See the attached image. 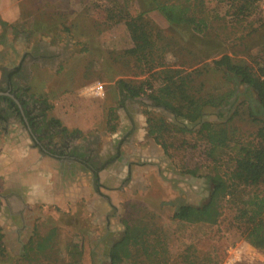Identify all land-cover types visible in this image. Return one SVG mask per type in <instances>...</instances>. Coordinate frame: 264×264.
<instances>
[{
	"label": "rangeland",
	"instance_id": "1",
	"mask_svg": "<svg viewBox=\"0 0 264 264\" xmlns=\"http://www.w3.org/2000/svg\"><path fill=\"white\" fill-rule=\"evenodd\" d=\"M52 1L61 2L55 13L31 15L32 24L44 26L32 29L31 37L36 45L53 50L59 62L36 61L29 66L25 60L21 65L31 71L18 82L30 98L44 97L45 103L39 104L42 112L46 118L59 119L72 133L68 134L72 140L66 142L67 149L60 150L62 134L56 132L47 142L52 147H45L52 157L46 160L51 170L50 178V173L45 175L52 186L49 198L32 199L33 190L2 188L0 183V224L5 232H0V264H109V249L127 225L144 227L149 247L143 251L146 245L130 246V255L121 264L264 263V248L245 240L242 224L235 217L241 197L258 188L246 187L238 196L223 198L213 222L172 217L181 204L205 203L211 188L208 176L219 172L227 177L237 145L257 144V131L264 130V112L257 105L256 92L212 62L228 54L256 73L264 72V0H253L241 16L231 13L234 0H195L202 1L208 20L204 34L170 25L156 10L145 14L164 35H172L182 44L174 56L168 46L156 42V70L202 68L193 80L199 94H227L218 106L203 108L199 123L186 125L180 123V116L149 98V88L130 98L117 85L118 79H148L153 89L159 84L155 74L141 73L132 58L119 57L132 45L123 19L126 14H136L143 0ZM15 72H9L8 77ZM109 113L114 116L111 122L106 121ZM160 117L169 124L161 135L163 153H157L155 167L146 164L151 168L143 174L148 181L146 188L134 189L131 180L135 173L125 174L123 166L129 157L133 163L139 161L131 155L137 152L131 150L132 143L148 146V140L154 138L147 133V120ZM204 121L225 124L231 130V141L218 154L216 164L207 154L208 145L195 132ZM112 123L115 128L110 131ZM8 127L10 137L3 141L0 135V150L18 144L31 147L32 139L24 129ZM69 145L84 150V146L90 147L109 172L98 170L95 178L89 155L73 160ZM63 152L67 158L60 156ZM0 175L4 185L11 187L13 183L5 180L11 172L0 169ZM263 187L264 179L259 188ZM16 201L18 204H12ZM19 210L20 220L15 216L12 220L11 212Z\"/></svg>",
	"mask_w": 264,
	"mask_h": 264
},
{
	"label": "trees",
	"instance_id": "2",
	"mask_svg": "<svg viewBox=\"0 0 264 264\" xmlns=\"http://www.w3.org/2000/svg\"><path fill=\"white\" fill-rule=\"evenodd\" d=\"M234 1L231 13L241 16L249 9L253 0ZM201 7L202 1L196 2L195 0H143L136 14H126L123 21L132 45L124 50L125 55L119 57L126 59L129 56L132 58L136 68L141 73L155 74L159 84L156 89H153L148 79L137 82L117 80L120 91L126 96L134 98L149 88L151 90V93L147 95L149 98L193 124L199 123L202 110L206 105L218 106L227 94H199V89L194 85L193 80L194 77L202 73V68L196 67L186 71L177 67H162L156 70L157 65L154 56L156 42H160L165 48L168 46L174 56H177V47L181 48L182 44L172 35H164L161 29L153 26L145 18V14L148 11L156 10L170 25L184 26L191 33L204 34L208 28V20ZM262 50L264 54V47ZM117 61L118 59L113 63L116 64ZM212 62L216 68H222L234 74L241 83L252 88L257 95V105L264 112V72L256 73L252 67L234 61L228 54H221ZM15 95L21 103L27 102L23 96ZM1 99H6L11 105H15L13 100L7 96H0ZM33 101L39 104L45 103L44 97L43 99L42 97L40 99L33 98ZM42 117L46 118L44 112H42ZM32 118L34 117L32 116ZM113 118L112 113L106 114L107 122H111ZM46 119L51 120L57 127L61 126V130L72 135L59 119L55 117H47ZM262 121L264 122V120ZM147 122V133L153 136L157 143H161L165 147L161 135L168 131V122L162 117L149 118ZM184 127L186 126L184 125ZM114 128V123L108 127L110 131ZM195 132L200 135V140L208 145L207 154L212 163L216 164L218 154L231 141V130L225 124L204 121L195 129ZM257 136L259 138L257 144L241 143L237 145L234 151V164L227 177L219 172H214L208 176L211 188L205 203L200 205L181 204L173 212L172 217L185 222H213L218 216L220 201L223 198L238 196L240 191L246 187L258 188V190L249 193L247 197H241L235 217L242 224L245 240L257 248H264V187L259 188L264 179L263 128L257 131ZM146 235L144 227L127 225L123 236L112 243L109 249V264H121L123 260L129 257L130 246L142 247L146 245L142 250L147 251L149 244H147Z\"/></svg>",
	"mask_w": 264,
	"mask_h": 264
},
{
	"label": "crops",
	"instance_id": "3",
	"mask_svg": "<svg viewBox=\"0 0 264 264\" xmlns=\"http://www.w3.org/2000/svg\"><path fill=\"white\" fill-rule=\"evenodd\" d=\"M58 5L61 7L60 1L57 3L52 0H0V82L4 72L12 73L14 70H19L22 67L21 64H23L25 60H28L27 63H29L28 65L30 66L31 59L27 57L26 54L31 51V44H36L33 40L34 37H31V30L44 28V26L38 27L34 25V23L32 24L31 15L36 13L42 15H46V13H55L54 10L59 8ZM65 5L66 4L63 3V6ZM26 69L27 72L31 71V68ZM20 90L25 89L20 88ZM9 125L20 127L16 123H10ZM8 126L3 130L0 129V135H3V141L8 139L7 137H10V134H7L6 131V128H9ZM19 129L22 130L21 127ZM140 136L142 135L140 134L139 137ZM148 141V146L146 147H139L136 145V142L133 141L131 150L135 149L137 151L138 157L135 158L139 161H134L135 163H133V161H131L132 158L129 157V162L125 163L123 166L125 174H127L128 171L135 173L134 178L131 180L134 189L146 188L148 181L143 174L151 170L149 166L146 168V164L155 167L157 164V153H163V146L160 143H157L153 139ZM32 142L30 148H25L23 144H18L15 146H5L4 150H0V169L2 172L5 170L11 172V175L6 177L11 180H7L6 178L5 180L6 183L11 182L13 184L11 187L4 185V179L1 177L4 173L0 175V183L2 188L17 189L21 186L31 189V191L33 190L31 192L32 199H37L38 197L49 198V194L52 192V186L49 180L51 170L47 169L46 160H51L52 157L49 156L46 151H41L37 148L34 139H32ZM131 155L133 156L136 154L131 153ZM127 156L128 155H126V157ZM105 170L106 169L99 170V173L100 171H104V174L109 172V170ZM47 172L48 174L50 173L49 178L45 176ZM59 172L62 177L64 171L61 170ZM65 173H67V171H65ZM104 174L103 177L105 176ZM12 204H18V201L12 202Z\"/></svg>",
	"mask_w": 264,
	"mask_h": 264
},
{
	"label": "flooded vegetation",
	"instance_id": "4",
	"mask_svg": "<svg viewBox=\"0 0 264 264\" xmlns=\"http://www.w3.org/2000/svg\"><path fill=\"white\" fill-rule=\"evenodd\" d=\"M55 52L49 48H42L39 45L31 44V51L26 54V56L30 57L31 62L39 61V63H50V62H59V56L54 55ZM26 58V57H25ZM22 67L17 70L14 75L8 77V72H4L3 78L0 82V96H7L13 100L15 105H11L6 99L0 100V129L3 130L6 126L10 123H16L19 125L24 131H26L32 139H34L36 143V147H40L43 145V148H40L41 151H46L45 147L52 145L47 144L53 136L54 133L59 132L62 135L61 138L63 139V143L60 144V150L67 149L68 140H72L71 135H68L66 132L57 127L56 124L52 123V121H48L46 118L42 117V107L39 103L33 101V98H30L26 95L25 90H20L22 86L19 84L20 79H25L27 74V69L25 66L21 65ZM19 90V91H18ZM18 92V93H17ZM23 96L27 100L26 103H21L17 98L16 95ZM135 98V97H134ZM32 116L34 118H32ZM180 123L185 124L188 122L187 120L180 117ZM147 123V122H146ZM186 125V124H185ZM143 129V127L141 128ZM145 135H143L144 137ZM41 142V143H40ZM43 142H46L43 143ZM67 144V146H66ZM80 146V145H79ZM50 147V148H51ZM71 148L70 151V158L73 160H83L84 156L90 157V169L92 170L93 176L96 178V174L98 170H103L104 165L101 163L102 160L95 155L94 151L90 147H85L84 149H80L79 147H74L69 145ZM83 147V146H82ZM52 149V148H51ZM92 150V151H89ZM52 152V150H50ZM136 152V151H135ZM55 153V152H53ZM66 153H61L60 156H66ZM133 155L134 157H138L137 153ZM54 157H57L55 154ZM67 158V156L65 157ZM89 164V163H88ZM97 168V169H96ZM21 210L17 212H11L10 215L12 220L17 217V220H20L21 217ZM24 220V218H23ZM18 232L19 230L16 229ZM0 232L5 234L4 232V225L0 224ZM3 237V236H2Z\"/></svg>",
	"mask_w": 264,
	"mask_h": 264
},
{
	"label": "built area",
	"instance_id": "5",
	"mask_svg": "<svg viewBox=\"0 0 264 264\" xmlns=\"http://www.w3.org/2000/svg\"><path fill=\"white\" fill-rule=\"evenodd\" d=\"M264 7V6H263Z\"/></svg>",
	"mask_w": 264,
	"mask_h": 264
}]
</instances>
